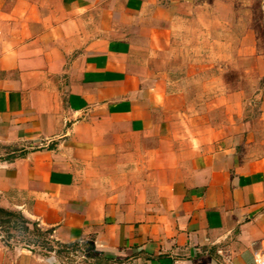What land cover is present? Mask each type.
<instances>
[{
    "label": "crops",
    "instance_id": "obj_1",
    "mask_svg": "<svg viewBox=\"0 0 264 264\" xmlns=\"http://www.w3.org/2000/svg\"><path fill=\"white\" fill-rule=\"evenodd\" d=\"M187 1L0 0V208L53 239L0 240V264H62L69 244L77 264L264 253V98L235 114L212 53L175 72ZM203 73L215 78H185Z\"/></svg>",
    "mask_w": 264,
    "mask_h": 264
},
{
    "label": "rangeland",
    "instance_id": "obj_2",
    "mask_svg": "<svg viewBox=\"0 0 264 264\" xmlns=\"http://www.w3.org/2000/svg\"><path fill=\"white\" fill-rule=\"evenodd\" d=\"M181 14L185 25L177 28L178 38L171 49L175 72L192 71L200 65L207 68L211 64L209 53H212L211 62L218 67V84H233L235 114L237 104L248 99L249 114L256 116L259 101L264 98V0H188ZM231 66L233 72L227 74L226 68ZM177 77L174 75V79ZM210 77L215 75L185 76L190 84L208 82ZM187 94L192 96L194 91ZM4 156L6 151L0 148V157ZM3 210H0L3 243L41 252L53 246L49 230L19 210Z\"/></svg>",
    "mask_w": 264,
    "mask_h": 264
},
{
    "label": "built area",
    "instance_id": "obj_3",
    "mask_svg": "<svg viewBox=\"0 0 264 264\" xmlns=\"http://www.w3.org/2000/svg\"><path fill=\"white\" fill-rule=\"evenodd\" d=\"M63 255L64 256H63L62 264H77L78 261H80L82 258L85 257L82 251L75 249L65 250ZM71 256H73L74 259L72 258L70 259ZM254 262L256 264H264V253L256 256Z\"/></svg>",
    "mask_w": 264,
    "mask_h": 264
},
{
    "label": "trees",
    "instance_id": "obj_4",
    "mask_svg": "<svg viewBox=\"0 0 264 264\" xmlns=\"http://www.w3.org/2000/svg\"><path fill=\"white\" fill-rule=\"evenodd\" d=\"M1 211H4L2 208H0ZM66 247V248H65ZM76 248V245H73V244H69L68 246H64L63 249H75ZM60 252V250H58Z\"/></svg>",
    "mask_w": 264,
    "mask_h": 264
}]
</instances>
